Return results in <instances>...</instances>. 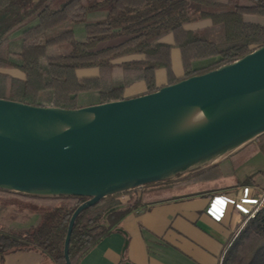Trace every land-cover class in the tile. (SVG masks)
Returning <instances> with one entry per match:
<instances>
[{
  "label": "trees",
  "instance_id": "trees-1",
  "mask_svg": "<svg viewBox=\"0 0 264 264\" xmlns=\"http://www.w3.org/2000/svg\"><path fill=\"white\" fill-rule=\"evenodd\" d=\"M39 10L51 15L54 27L44 29L39 23L24 27L22 49L13 54L18 63L12 62L7 36ZM204 20L210 21L208 28L185 29ZM77 25L84 26L82 42L75 38ZM166 34L173 35V45L159 42ZM113 40L121 41L102 47ZM58 46L69 50L49 53L50 48ZM262 46L264 0H0V68H18L25 75L21 80L0 74V99L35 107L50 100L51 107L63 110L121 101L125 100L124 86L133 80L143 81L148 94L158 91L157 69L166 71L168 85H172L232 64ZM172 48L181 54V79L175 78L171 67ZM130 55H143L144 59L124 63V85L114 86L113 60ZM211 57L216 60L210 65L192 68L194 61ZM87 68H97L98 76L78 79L76 70ZM257 140H264V134ZM261 148L264 151V145ZM216 169L218 163L142 188L175 181L195 183ZM253 178L249 176L238 185H253ZM142 188L105 197L76 216L68 246L71 264H79L91 248L142 204ZM13 199L28 213L37 214L39 220L29 229L1 228L0 256L34 251L53 264H65L63 249L69 220L89 198L33 197L0 190V209ZM222 264H264V207L246 220L226 248Z\"/></svg>",
  "mask_w": 264,
  "mask_h": 264
},
{
  "label": "water",
  "instance_id": "water-1",
  "mask_svg": "<svg viewBox=\"0 0 264 264\" xmlns=\"http://www.w3.org/2000/svg\"><path fill=\"white\" fill-rule=\"evenodd\" d=\"M202 108L209 119L191 124ZM264 134V46L143 96L75 110L0 99V190L101 199L207 167Z\"/></svg>",
  "mask_w": 264,
  "mask_h": 264
},
{
  "label": "crops",
  "instance_id": "crops-1",
  "mask_svg": "<svg viewBox=\"0 0 264 264\" xmlns=\"http://www.w3.org/2000/svg\"><path fill=\"white\" fill-rule=\"evenodd\" d=\"M39 23L44 29L54 27V21L48 12L39 10L26 24L7 36L10 60L18 63L13 55L22 49L24 27ZM210 26L204 20L185 26L188 31H199ZM75 38L85 40L83 25L74 29ZM159 42L174 44L172 34H166ZM69 50L67 46L52 47L49 53ZM171 67L176 79L183 77V67L179 49L170 51ZM143 55H130L113 60L111 80L114 86L124 85L122 65L127 62H140ZM216 58H208L192 63L193 69L204 68ZM0 74L11 78L24 79L25 75L18 68H0ZM97 68L78 69V79L95 78ZM155 85L161 88L168 85L166 71H155ZM147 93L146 85L141 80H133L124 86L123 98L131 99ZM51 106L50 100L43 102ZM264 140H253L237 151L218 161L221 180L206 188L185 185L180 194L163 196L153 200L144 199L142 204L127 214L113 232L97 243L86 253L79 264H219L221 257L233 236L242 228L254 201L264 187L263 177L256 178L255 184L239 186L247 177L264 172ZM263 181V182H262ZM226 182V184H225ZM223 183V184H222ZM208 185V184H206ZM212 210L218 219L212 216ZM39 216L32 214L17 226L8 229L24 230L35 226ZM0 264H53L45 255L34 252H15L0 256Z\"/></svg>",
  "mask_w": 264,
  "mask_h": 264
},
{
  "label": "rangeland",
  "instance_id": "rangeland-1",
  "mask_svg": "<svg viewBox=\"0 0 264 264\" xmlns=\"http://www.w3.org/2000/svg\"><path fill=\"white\" fill-rule=\"evenodd\" d=\"M120 41L121 40L109 41V42L103 44L102 47L114 45ZM202 168H205V167H201L198 169H202ZM198 169H196V170H198ZM193 171H195V170H193ZM251 176H254V178H253V185H254L255 184L254 180L256 178L263 177V179H264V172L255 173ZM221 177H222L221 171H220L219 166H218V169L213 170L211 172H208L207 175L205 176V178H203L201 181H198L195 183H187L186 185L199 186V184H200L202 186L201 188H204V187L206 188L207 186H211V184L213 182L215 183L216 181L218 182L219 180H221ZM206 184H208V185H206ZM225 184H226V182H225ZM263 184H264V182H263ZM183 186L185 187V185L179 184L178 181L177 182L175 181V182L168 183V184L150 186V187H147L144 189L142 188L143 189L142 191L145 193L142 202L144 201V199L153 200V199L163 197V196L180 194V193L184 192V189L182 188ZM198 188H200V186ZM261 189L262 190L258 193L259 195L264 191V187H261ZM127 198L128 197H125V198H123V200H126ZM0 207H1V205H0ZM30 215H32V214L28 213L27 210H25L24 207L20 205L18 200L13 199L9 203H6V207L4 209H0V229L1 228L8 229L11 225L17 226L19 223L25 222V220L27 218H29ZM239 231H238V233H239ZM238 233L235 236H233L231 241L237 237Z\"/></svg>",
  "mask_w": 264,
  "mask_h": 264
},
{
  "label": "built area",
  "instance_id": "built-area-1",
  "mask_svg": "<svg viewBox=\"0 0 264 264\" xmlns=\"http://www.w3.org/2000/svg\"><path fill=\"white\" fill-rule=\"evenodd\" d=\"M254 202L255 203H254L253 209L251 210V212L248 215L249 218L253 217L260 209H262L264 207V191L258 196V198ZM208 212L212 216H214L216 219H218V217H216V214L212 210H208ZM224 253H225V251H224ZM224 253H223V256H224ZM223 256L221 257V260H220L219 264H222Z\"/></svg>",
  "mask_w": 264,
  "mask_h": 264
},
{
  "label": "bare ground",
  "instance_id": "bare-ground-1",
  "mask_svg": "<svg viewBox=\"0 0 264 264\" xmlns=\"http://www.w3.org/2000/svg\"><path fill=\"white\" fill-rule=\"evenodd\" d=\"M209 119V115L202 108H199L191 117V124H197Z\"/></svg>",
  "mask_w": 264,
  "mask_h": 264
}]
</instances>
